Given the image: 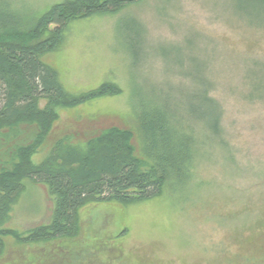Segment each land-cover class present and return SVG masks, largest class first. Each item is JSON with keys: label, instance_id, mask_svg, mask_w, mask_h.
<instances>
[{"label": "rangeland", "instance_id": "374dc122", "mask_svg": "<svg viewBox=\"0 0 264 264\" xmlns=\"http://www.w3.org/2000/svg\"><path fill=\"white\" fill-rule=\"evenodd\" d=\"M65 1L0 0V8L36 16ZM234 6L235 0H136L116 14L68 24L64 41L40 55L56 70L67 97L105 83L121 93L58 107L34 163L58 140L84 147L112 127L129 133L133 156L143 160L131 106L169 93L173 111L183 115L191 87L167 72H191V57L209 66L214 78L229 150L198 152L201 185L177 194L166 188L158 197L124 206L87 205L70 238L25 240L30 230L49 224L53 209L46 186L26 181L2 226L7 234L0 238V264H264V102L244 97L252 91L254 99L264 100V67L240 64L241 56L264 61V38L223 21L234 16ZM44 106L40 100L39 108ZM37 133L28 122L1 128L0 170Z\"/></svg>", "mask_w": 264, "mask_h": 264}, {"label": "trees", "instance_id": "16d2710c", "mask_svg": "<svg viewBox=\"0 0 264 264\" xmlns=\"http://www.w3.org/2000/svg\"><path fill=\"white\" fill-rule=\"evenodd\" d=\"M135 1L69 0L42 14L24 17L0 8V129L28 122L38 130L33 143L18 148L10 167L0 170V238L7 234L2 226L26 181L46 186L53 209L49 224L30 230L25 240L70 238L78 230L79 210L87 205L124 206L158 197L166 188L177 194L192 184L201 185L196 177L197 168L203 166L198 152L217 146L229 150L222 127L223 108L213 95L214 78L209 66L191 57V72H167L191 87L183 100V115L173 111L169 93L161 92L152 101L139 100L131 106L143 160L133 156L129 133L112 127L88 139L84 147L58 140L44 158L33 162V154L56 120L58 107L73 108L90 99L121 93L116 84L105 83L69 99L56 70L43 63L40 55L54 51L64 41L70 22L113 15ZM233 12L234 16L223 19L226 24L264 38V0H235ZM240 58L243 67H264V61ZM162 61L157 58L158 63ZM250 92L244 96L248 101L264 102ZM40 100L45 101L43 109Z\"/></svg>", "mask_w": 264, "mask_h": 264}]
</instances>
